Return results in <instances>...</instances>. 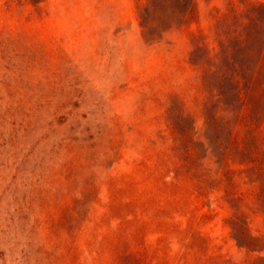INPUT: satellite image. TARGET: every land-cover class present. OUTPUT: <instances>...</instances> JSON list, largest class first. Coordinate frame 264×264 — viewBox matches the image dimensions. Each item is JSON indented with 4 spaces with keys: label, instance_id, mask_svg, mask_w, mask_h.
I'll list each match as a JSON object with an SVG mask.
<instances>
[{
    "label": "rangeland",
    "instance_id": "374dc122",
    "mask_svg": "<svg viewBox=\"0 0 264 264\" xmlns=\"http://www.w3.org/2000/svg\"><path fill=\"white\" fill-rule=\"evenodd\" d=\"M240 1L149 42L148 0H0V264H264V15ZM241 35L261 65L221 163L204 72Z\"/></svg>",
    "mask_w": 264,
    "mask_h": 264
},
{
    "label": "trees",
    "instance_id": "16d2710c",
    "mask_svg": "<svg viewBox=\"0 0 264 264\" xmlns=\"http://www.w3.org/2000/svg\"><path fill=\"white\" fill-rule=\"evenodd\" d=\"M198 0H148V4L141 12V23L143 34L147 41L155 42L174 26H182L187 23L190 15L195 12ZM212 1V0H208ZM246 11L250 13H261L264 15V2H250L241 0ZM229 11L236 13L235 6L230 3ZM219 12V11H218ZM260 18H251L250 25L259 24ZM235 24L242 26L241 18L237 17ZM240 45L246 51L245 62L240 66L232 61V51L227 43H219V51L210 60L208 68L204 72V77L210 78L214 82L211 90V98L208 103L216 100L213 107L206 106L207 116V146L210 156L217 158L221 163L231 154H244L236 142L235 128L243 117L244 102L242 101L243 88L249 91L253 85V79L261 65L257 61L256 65L250 67L247 63L252 58L258 43H249V36H240ZM229 44V43H228ZM202 50V48H200ZM210 52L205 49V56L209 58ZM252 62V60H251ZM247 93V92H246ZM228 97H232L234 103H240L241 110L234 109L226 102ZM222 116H219V114ZM257 115V111H252V117ZM235 123V124H234ZM255 150H259L256 142ZM264 160V152L260 154ZM262 163H264L262 161ZM220 165V164H219Z\"/></svg>",
    "mask_w": 264,
    "mask_h": 264
}]
</instances>
